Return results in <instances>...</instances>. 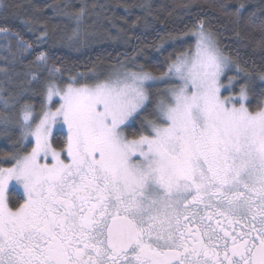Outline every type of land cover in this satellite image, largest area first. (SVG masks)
Listing matches in <instances>:
<instances>
[{"label": "snow or ice", "instance_id": "6c2138e0", "mask_svg": "<svg viewBox=\"0 0 264 264\" xmlns=\"http://www.w3.org/2000/svg\"><path fill=\"white\" fill-rule=\"evenodd\" d=\"M84 15V6L70 15L69 39L80 38ZM185 35L192 43L160 77L121 65L49 84L55 111L22 106L19 142L32 137L35 146L6 153L14 163L0 167V264H264V89L252 107L249 74L241 83L237 67L221 83L233 62L203 22ZM156 82L170 86L155 120L130 139L122 126L147 107ZM61 119L67 142L57 151L49 137ZM41 154L52 163L41 164ZM14 196L23 201L16 207ZM242 222L247 231L225 227Z\"/></svg>", "mask_w": 264, "mask_h": 264}, {"label": "trees", "instance_id": "16d2710c", "mask_svg": "<svg viewBox=\"0 0 264 264\" xmlns=\"http://www.w3.org/2000/svg\"><path fill=\"white\" fill-rule=\"evenodd\" d=\"M223 4L229 5L227 11L221 8ZM238 4L244 5L239 14ZM81 6L85 15L79 25L80 38L69 39L77 27L70 15ZM200 22L214 36L223 55L242 70L240 82L245 73L251 76V103L255 107L264 89L259 79L264 74V48L259 43L264 35L260 31L264 0H0V31L32 45L23 59L9 57L7 76H0L3 95L12 104L7 109L0 104V167L13 164L5 161L6 153L20 149L22 155L31 147L29 140L22 142L26 147L19 142L21 132L16 118L25 103L35 112L41 108V85L46 77L33 69L41 53L47 57L46 64L60 74L85 72L126 60L132 70L143 66L144 71L160 76L169 58L189 48L192 40L185 34ZM236 75L233 70L226 73ZM32 76L34 81L28 84ZM165 84L155 83L149 89L147 107L123 127L130 139L132 133L142 130V125L147 129V122L155 120V107ZM236 91L238 85L233 88ZM51 143L60 150L65 145V134L55 131ZM21 202L14 196L12 206Z\"/></svg>", "mask_w": 264, "mask_h": 264}, {"label": "rangeland", "instance_id": "374dc122", "mask_svg": "<svg viewBox=\"0 0 264 264\" xmlns=\"http://www.w3.org/2000/svg\"><path fill=\"white\" fill-rule=\"evenodd\" d=\"M198 27H199V24L196 25V28H198ZM26 53H27V51H25V49L20 46V42L17 41L15 39V37H13L11 35H8V34H5L4 32L0 31V76H4V77L7 76L6 75V72H7L6 69H7V66L9 65V63L11 61L9 59V57H12V58L14 57L15 61H18L19 59H23L25 57ZM121 65H125V66L128 67L127 61L126 60H121L118 63L110 64V65H107V66L98 67V68H96L94 70H89V71H85V72H74V73L64 72L62 74L57 72L55 76H52V75H50V73L48 71V69L51 68V67L48 66L47 64L46 65H42L37 60L34 63L33 69L35 70V72H39V73L43 72L45 77H46V79H44V81H46V82H44V84L42 83V85H41L42 86V94H41V98H40V101H41L40 105L44 104L46 106L45 110L51 109L52 111H55V109L57 107H59V97H53V100L55 101V103H49L47 101V99H46L47 88H48L49 84H52L53 86H66L67 83L70 82V77H72V76H76L77 78H82L81 74H84L85 76H88V75H91V73H93V72L100 73V74H107V73L111 72L114 69H119L121 67ZM51 69H53V68H51ZM228 70L229 69H225V74L221 76V83L226 85V86L228 84V78L231 77V76H226V73H227ZM230 70H233L235 73H237V67L234 64H233V66H232V68ZM132 71H138V70H132ZM166 71H167V69H166ZM160 76H156V77H160ZM34 77L35 76L30 77L27 80V83L30 84L31 82H33L34 81ZM36 79H37V77H36ZM173 82H177V81H173ZM158 83H164V82H156V84H158ZM169 86H170L169 84H165L164 86H162L161 91H160L161 94H162L161 99L165 98L164 97V90L167 87H169ZM221 94H222V96H228L230 94V92H229V90H227V88H222L221 89ZM231 94L235 95V93L233 92V89L231 90ZM5 101H7V105L5 104ZM0 104L6 109L9 108L12 105L11 102L9 103L8 99L6 97H4L3 89H2L1 86H0ZM21 108H19L18 115H17L18 118H16V122L19 121V122L22 123ZM33 112L35 114L39 115V114H41V108H40V110L38 112H35L34 109H33ZM17 126L19 128V124L18 123H17ZM122 127H124V126H122ZM55 131H62L65 134V144H66V142H67V127L65 125H63L62 119L58 123H56V124H54L52 126V133H51V136L49 137L50 142H51V137H52V135H53V133ZM27 140H29L30 143H31V147H30V149L28 151V152H30L32 147L35 146V140L32 137H29ZM57 151H60V150H57ZM27 153H24L22 155H25ZM61 159L65 160V162H67L68 158H67L66 151L61 153ZM39 162L41 164H44V163L51 164L52 163V157L49 154L48 157L45 159L43 154H41V156L39 157ZM13 163H14V161H13ZM18 193L22 196V189H18Z\"/></svg>", "mask_w": 264, "mask_h": 264}, {"label": "flooded vegetation", "instance_id": "af4514ba", "mask_svg": "<svg viewBox=\"0 0 264 264\" xmlns=\"http://www.w3.org/2000/svg\"><path fill=\"white\" fill-rule=\"evenodd\" d=\"M204 212H211V209H205L203 208V206H201V214H203ZM216 219H219V217H214L212 223H213V226H215V220ZM205 223H208V221H205ZM193 225L189 224V227H192ZM226 228H228V230H231L232 227H235L237 232L241 231V230H244V231H247L248 229H246L244 227V223L242 222L240 225H233V226H228V225H225Z\"/></svg>", "mask_w": 264, "mask_h": 264}]
</instances>
